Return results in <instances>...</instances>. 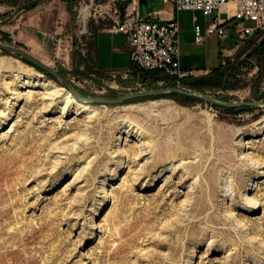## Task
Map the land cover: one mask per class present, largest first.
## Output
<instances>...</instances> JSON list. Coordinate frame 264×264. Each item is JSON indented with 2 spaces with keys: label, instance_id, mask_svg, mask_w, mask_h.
<instances>
[{
  "label": "rangeland",
  "instance_id": "obj_1",
  "mask_svg": "<svg viewBox=\"0 0 264 264\" xmlns=\"http://www.w3.org/2000/svg\"><path fill=\"white\" fill-rule=\"evenodd\" d=\"M61 1L60 29L58 3H47L29 29L5 33L12 23L0 25V42L58 71L51 53L90 47L105 23H78L74 0ZM24 2L0 0V20ZM119 3L117 17L131 11ZM171 11L165 3L158 12L165 19ZM175 19L179 55L198 68L219 64L217 71L176 84L136 67L112 75L90 64L87 73L70 65L63 77L85 99L178 88L262 104L223 108L168 94L81 102L90 109L80 113L63 109L62 98L48 106L54 89L44 81L65 89L60 81L0 50V264H264V129L254 127L264 118V34L228 58L231 30L195 44L194 25L204 29L207 17L182 10ZM21 73L29 76L18 82ZM121 121L139 137L118 135ZM140 149L145 156H136Z\"/></svg>",
  "mask_w": 264,
  "mask_h": 264
},
{
  "label": "built area",
  "instance_id": "obj_2",
  "mask_svg": "<svg viewBox=\"0 0 264 264\" xmlns=\"http://www.w3.org/2000/svg\"><path fill=\"white\" fill-rule=\"evenodd\" d=\"M137 1L74 0L72 8L76 12L78 23L85 24L90 19H99L105 22L103 28L107 33L122 34L127 41L131 67L169 76L176 84L201 75L200 72L181 70L179 67L180 28L176 20L161 19L159 12L141 18L136 8ZM119 2H127L132 7L131 11L126 9L121 17L116 16V5L120 4ZM165 3H169L175 11L200 12L207 18L217 13L204 29L194 25L195 44L200 43L206 36L215 35L219 40H223L226 29L231 30L234 35L235 48L264 34V0H163V4ZM221 10L226 15L225 19L218 16ZM105 72L119 74V70ZM125 72H129L127 68ZM203 73L207 74L209 71Z\"/></svg>",
  "mask_w": 264,
  "mask_h": 264
},
{
  "label": "crops",
  "instance_id": "obj_3",
  "mask_svg": "<svg viewBox=\"0 0 264 264\" xmlns=\"http://www.w3.org/2000/svg\"><path fill=\"white\" fill-rule=\"evenodd\" d=\"M26 2L22 3L25 4ZM47 3H58V17L57 21L55 22V26L57 27L59 20L61 18H65V6L63 5L64 2L61 0H42L38 3V5H35L31 8H29L26 11H23L21 15H19L16 19L12 20L9 23H12V26L7 25L3 32H14L19 29L22 30V28L29 29L32 26H35V19L40 17L39 13H43L42 9H44L42 6H45ZM22 4L18 6H22ZM16 6V7H18ZM132 8V7H131ZM217 13H214L211 18H207L208 24L210 23V20L214 17V15ZM202 15V14H201ZM218 16L221 19H225L226 15L221 10L218 13ZM166 18H174L175 19V11L168 12V16ZM165 18V19H166ZM176 20V19H175ZM97 22V21H93ZM103 22V21H101ZM98 28L96 32L93 34L92 38V45L90 47L88 46H81L80 49L86 50V56L89 58V63L93 65L98 71H107V70H118V69H126L130 66V58L128 57V46L127 41H125V37L118 33V34H110L107 33L104 28ZM57 29H60L57 27ZM181 45V44H180ZM235 47L234 45L231 46L229 49H224V56H231V53L234 51ZM73 50V49H72ZM37 51L42 52L43 54L48 55L49 52L44 51L39 47ZM52 58L54 59V62H62L63 65L68 68L70 65L73 66V58H72V51L70 53L69 50H66L65 52L59 53L58 50L53 53H51ZM222 55V54H221ZM58 58H61V60ZM219 65V64H218ZM217 65V66H218ZM205 67L200 66L199 68L195 66L192 61L188 59L187 55H181L180 56V62L179 67L181 70H191L195 71L196 73H203L205 71H214L217 67Z\"/></svg>",
  "mask_w": 264,
  "mask_h": 264
},
{
  "label": "water",
  "instance_id": "obj_4",
  "mask_svg": "<svg viewBox=\"0 0 264 264\" xmlns=\"http://www.w3.org/2000/svg\"><path fill=\"white\" fill-rule=\"evenodd\" d=\"M42 0H34L27 2L25 4H22V6H18L14 8L12 13L7 16L5 19L0 20V25H6L7 23L11 22L12 20L16 19L19 15L22 14L23 11L28 10L29 8L35 6ZM163 5V0H138L137 1V12L139 17H146L149 16L152 13H156L159 10H161V7ZM0 50L4 53L11 54L15 56L16 58L20 60H25L27 63L32 65L33 67L37 68L38 70L44 71L47 75H50L51 77L58 79L62 86L73 96L77 101L83 102V103H93V104H100V105H119L121 102L129 101V100H136L137 98H152L155 96H161V95H168V94H175L179 95L181 97H189L196 100H201L203 102H206L212 106H219L223 108H232V107H241V106H248V105H261L262 103L259 102H248V103H242V102H232V103H225L220 101H215L211 97L199 93L196 91H187V90H181L178 88H168V89H161V90H154L152 92H138L136 94L131 95H122L115 99H99V98H88L85 99L81 96H79L73 88H71L70 84L65 80L63 77L64 75H67L71 73L70 70L65 68L63 64L60 62L56 63V66L58 67V71H55L53 68H51L49 65L45 64L43 61L33 58L30 54L26 53L25 51H21L16 47H13L11 45H5L0 42ZM86 50L80 49L78 47L73 48L72 50V58H73V71L79 72L81 69L82 71L86 72L89 71L90 63L89 58L86 56Z\"/></svg>",
  "mask_w": 264,
  "mask_h": 264
},
{
  "label": "bare ground",
  "instance_id": "obj_5",
  "mask_svg": "<svg viewBox=\"0 0 264 264\" xmlns=\"http://www.w3.org/2000/svg\"><path fill=\"white\" fill-rule=\"evenodd\" d=\"M229 6H231L230 4H229ZM1 65V64H0ZM5 65V64H4ZM4 65H2L1 67H3ZM1 69V68H0ZM5 70V69H4ZM6 72H8L7 70H5ZM4 72V71H3ZM28 72H30V71H28ZM28 74L27 73H24V74H16L15 75V78H16V80H18V82H21L22 80H26L27 78H28ZM15 83V82H14ZM13 83V84H14ZM12 84V83H11ZM10 84V85H11ZM44 84L46 85V87H51V88H53L54 90H52V92H49L48 94H47V96H46V98H47V101H49L48 102V106H50V105H52V104H54L57 100H59V99H61L62 98V100L64 99L67 103L65 104V106L63 107V109H66L68 106H76L77 108H79V109H77L76 111H78V110H80L79 112L80 113H84V112H88L89 111V109H90V107H88V106H86V105H84V104H81V102L79 103L76 99H74V97L73 96H71V94L67 91V90H65V89H63L62 87H58V86H56V85H53L52 83H51V81H49V80H46V81H44ZM18 88V86L15 84V86H14V88L12 89V93L11 94H17L15 91H16V89ZM15 90V91H14ZM45 98V99H46ZM46 101V100H45ZM47 104V103H46ZM44 109H45V107H44ZM150 110V109H149ZM79 113V114H80ZM97 114V113H96ZM95 114V115H96ZM89 115V114H88ZM94 115V114H93ZM92 116V115H91ZM95 117V116H94ZM93 117V118H94ZM91 118V117H90ZM89 119V118H88ZM90 120V119H89ZM90 121H92V120H90ZM130 122V121H129ZM86 124H88V123H86ZM85 124V125H86ZM119 127L117 128V130H119V133H118V135L119 134H121V132L122 133H124V132H127V135H131L132 137H139V134H137V131H135V132H132V130L131 129H129L130 128V125H127L126 123H124L123 124V122L121 121V122H119L118 124H117ZM134 125V124H133ZM90 126V125H89ZM122 126V128H120ZM85 127V126H84ZM254 127H256V129L258 128V129H264V118H263V120L261 119L260 121H257L255 124H254ZM89 128V127H88ZM87 129V128H86ZM140 130V129H139ZM85 134V133H84ZM142 134V133H141ZM243 135V134H242ZM78 136V135H77ZM81 136H83V135H81ZM143 136V135H142ZM241 135H238V137H240ZM86 137V136H85ZM115 137V140H118V138L119 137H117V136H114ZM78 138H79V136H78ZM88 140V139H87ZM90 140V139H89ZM84 141H86V140H84ZM238 143V146H240V141H238L237 142ZM142 145V144H141ZM145 145H146V143H145ZM148 145V144H147ZM147 145L145 146V147H147ZM143 147H144V144H143ZM150 147V146H149ZM142 151H144V150H142V149H140L138 152H136L137 154H136V156L138 157V155H146L145 153L143 154V152ZM115 152V151H114ZM146 152V151H145ZM113 153V152H112ZM135 155V154H134ZM159 155V158H158V160H159V162H157V164L158 163H163V158H161L162 157V155L161 154H158ZM241 156V154H238L237 155V157L239 158ZM117 157V156H116ZM136 158V157H135ZM146 159V158H145ZM241 161L243 160V159H240ZM146 161H147V159H146ZM248 161H253V159H248ZM119 162H121V160L119 159L116 163L117 164H120ZM149 163V162H148ZM152 163V162H151ZM150 163V164H151ZM146 164H147V162H146ZM156 164V162H154L153 161V164H151V166H149L148 168H151L152 166H154ZM159 165H162V164H159ZM143 167H144V165H143ZM161 168H163V166H159V168L157 169V171H156V173H155V175L153 176V180H155L159 175H160V173H161V171H160V173H159V170L161 169ZM142 167H141V171H142ZM147 169V168H146ZM150 170V169H149ZM144 172V171H143ZM139 173H141V172H139ZM138 178H140L138 175H136ZM250 204H252V205H255L256 204V200H254V201H251L250 202Z\"/></svg>",
  "mask_w": 264,
  "mask_h": 264
},
{
  "label": "trees",
  "instance_id": "obj_6",
  "mask_svg": "<svg viewBox=\"0 0 264 264\" xmlns=\"http://www.w3.org/2000/svg\"><path fill=\"white\" fill-rule=\"evenodd\" d=\"M218 68H219V66L218 67H216L215 68V70L214 71H212V72H215V71H217L218 70ZM37 69V68H36ZM38 70V69H37ZM39 71H42V70H40L39 69ZM43 73H45L44 71H42ZM154 73H158V72H154ZM182 98H186V99H192V98H189V97H182ZM193 100V99H192ZM195 100V99H194Z\"/></svg>",
  "mask_w": 264,
  "mask_h": 264
}]
</instances>
